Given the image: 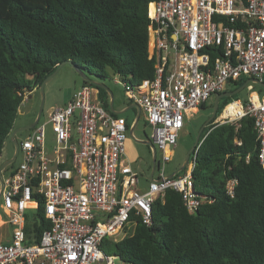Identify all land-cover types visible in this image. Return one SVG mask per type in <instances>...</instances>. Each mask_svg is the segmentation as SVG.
<instances>
[{
    "label": "built area",
    "instance_id": "2783aa9c",
    "mask_svg": "<svg viewBox=\"0 0 264 264\" xmlns=\"http://www.w3.org/2000/svg\"><path fill=\"white\" fill-rule=\"evenodd\" d=\"M147 16L154 77L121 84L151 129L148 141L162 163L160 170L155 162L154 173H160L140 188L141 176L125 156V119L105 110L92 86L82 85L19 143L20 162L0 193L13 227L11 242L0 243V264H114L104 249L129 236L137 223L150 226L152 205L166 191L179 193L189 214L203 202L193 191L194 153L182 175L166 177L164 166L173 158L185 117L227 83H264V0H156ZM254 86L247 83L245 101L228 103L213 124L238 127L251 118L264 169V93ZM47 126L54 140L50 155ZM236 185L235 179L226 181L229 198ZM40 202L50 226L36 243L24 229L27 213L35 214Z\"/></svg>",
    "mask_w": 264,
    "mask_h": 264
},
{
    "label": "trees",
    "instance_id": "16d2710c",
    "mask_svg": "<svg viewBox=\"0 0 264 264\" xmlns=\"http://www.w3.org/2000/svg\"><path fill=\"white\" fill-rule=\"evenodd\" d=\"M153 1L0 0V155L23 95L62 62L100 79L108 69L120 83L153 79L147 16ZM237 95L219 101L215 118ZM213 121L201 132L191 173L194 195L203 199L197 211L189 214L179 193L168 190L152 205L151 225L137 223L105 255L122 264H264V169L253 120L238 127ZM228 179L237 181L233 198L225 193ZM34 215L32 222L26 215L24 230L37 243L50 223L41 202Z\"/></svg>",
    "mask_w": 264,
    "mask_h": 264
},
{
    "label": "rangeland",
    "instance_id": "374dc122",
    "mask_svg": "<svg viewBox=\"0 0 264 264\" xmlns=\"http://www.w3.org/2000/svg\"><path fill=\"white\" fill-rule=\"evenodd\" d=\"M90 78L93 79L92 76H90ZM98 80H101V83L106 88L104 93H106L108 97L110 94H112L115 108H117L118 105H120L121 108L124 107V105H127V101L124 96L123 86L120 83L119 79L115 77L110 70L105 69L104 79H98ZM244 80L245 82L247 81L246 79ZM82 84H83L82 78L72 68L71 65L66 64L62 66L57 70L56 74L49 81L46 82L42 91L39 88L34 89L30 94L31 99L25 101L19 107L18 114L14 121L15 125L21 126L22 124L27 122L32 123L41 107H42V112H41L40 122L45 121L47 114L52 110L61 107L65 98L69 94L76 92ZM234 84L235 83L225 84L224 91L228 92L233 90L235 88ZM254 88L256 91H261L262 93H264V89L259 88V86L255 85ZM247 94L248 92L245 87L242 91L238 93L237 99L243 102L247 98ZM212 99L209 100V103L206 104V107L204 109L200 108L197 113L190 114L184 118L183 128L178 133L177 143L174 149L173 158L171 162L167 163L164 166L163 173L166 177H169L175 173L179 175L183 174L184 169L182 171L180 169L183 167L185 156L195 144L200 129L212 114V110H213L211 108V105H213ZM135 112H137V110L134 109H130L126 112L131 114L128 117L129 122H131L133 118V114ZM126 113L124 112L121 115L126 116ZM30 123H27L24 126H27ZM28 133L29 130L24 132H19L16 135V141L18 143H21L23 140H25ZM150 134H151L150 127L146 125L143 116L140 115L135 130L133 131L134 138L137 141H147L150 137ZM126 136H127L126 141H128V143L132 145L131 146L132 153L134 158L136 159L135 161L136 163L133 164L134 168L140 173L143 174L148 173L152 165V154L150 148L143 143L135 142L133 139H131L128 133ZM53 142L54 140H53L51 128L50 126H47L46 148L49 155L51 152ZM190 160H191V156H190ZM19 162H20V157L18 155L17 159L14 162V165L17 163L19 164ZM156 162L160 163V170H161L162 163H161L159 151H157L156 154ZM159 173H160L159 171L155 172L154 178H157ZM34 217L35 215L32 211L28 212V218L31 222L34 219ZM110 254L112 255V252ZM113 263L122 264L118 258H115L113 260Z\"/></svg>",
    "mask_w": 264,
    "mask_h": 264
},
{
    "label": "crops",
    "instance_id": "0c3cea01",
    "mask_svg": "<svg viewBox=\"0 0 264 264\" xmlns=\"http://www.w3.org/2000/svg\"><path fill=\"white\" fill-rule=\"evenodd\" d=\"M149 48H150V45H149V41H148V51H149ZM100 79V78H99ZM101 82V80H99ZM84 85V84H82ZM81 85V86H82ZM86 85H89V84H86ZM80 86V87H81ZM92 86V85H90ZM96 91H95V97L96 99L98 100V102L101 104V106L107 110L108 112H110L111 114L113 115H116V116H120L122 118L125 119L126 121V124L128 126V134L129 136L131 137V139H133L135 142H138V143H142V142H145V141H137L135 138H134V135H133V131L135 130V127L138 123V120H139V117H140V111H138L133 104H131L130 102H128L127 100V105H124V107L121 108L120 105L117 106V108H115L114 106V100H113V97H112V94L108 95L106 93H102L100 92L98 89L100 88H97L95 86H92ZM103 90V89H102ZM105 92V90H103ZM32 92L30 93H26V96H27V100H30L31 99V94ZM75 92H73L72 94H69L65 100L63 101V105H65L69 100L70 98L72 97V95L74 94ZM125 96V95H124ZM209 103V102H208ZM211 105V104H210ZM206 107V104L203 105ZM112 109V112L111 110ZM130 109H134V110H137V112H135L133 114V118L131 120V122L128 121V117L131 115L129 113H126L128 110ZM213 109V107H212ZM126 113V116H122L121 114L122 113ZM198 112V111H197ZM196 112V113H197ZM37 116V115H36ZM35 116V118H36ZM35 120V119H34ZM33 120V122H34ZM40 121V119H39ZM38 121V122H39ZM32 122V123H33ZM27 123H30V122H27ZM27 123H24L22 124L21 126H17L13 125V130H17V129H21L23 127H27L29 125H31L32 123L28 124L27 126H24L26 125ZM12 130V131H13ZM18 134V133H17ZM14 136V139L16 140V135ZM146 142H149L148 140ZM132 145L130 143H128V141H126L125 143V156H126V160L127 162H129V164L131 165V167L136 170L134 168V163H136V159L134 158L133 156V153H132ZM151 150V149H150ZM14 153H15V148H14V145L13 143L11 142L10 140V135L8 136V138L6 139V141L4 142V146H3V149H2V152H1V155H0V167L2 165H4L6 162L8 163L9 161H11L14 157ZM157 153V152H156ZM152 154V152H151ZM18 157V154L16 156V158L14 159V161L12 163H10V165H8L7 167H5L1 172H0V193H1V190H2V181L3 179H5L6 177H8L9 175H11L17 168L18 166V163L14 165V162L15 160L17 159ZM137 171V170H136ZM138 172V171H137ZM151 172H152V165L149 169V172L148 173H140V176H141V181H140V188L141 189H145L146 187V184L150 178V175H151ZM154 178V170H153V174H152V179ZM27 217H28V213H27ZM12 230H13V227L8 223V217H7V213L5 212V210L3 209V206H2V200L0 198V243L1 244H8L11 242V236H12Z\"/></svg>",
    "mask_w": 264,
    "mask_h": 264
},
{
    "label": "water",
    "instance_id": "95a60500",
    "mask_svg": "<svg viewBox=\"0 0 264 264\" xmlns=\"http://www.w3.org/2000/svg\"><path fill=\"white\" fill-rule=\"evenodd\" d=\"M71 65L72 68L80 75V77L82 78V80L89 84V85H92V86H95L97 88H100V89H103V90H106L105 86L99 82V77L97 76H94V75H91V74H86L85 72H83L82 70H80L79 68H77L71 61H67V62H62L58 67L57 69L51 74L49 75L43 82L42 84L40 85L39 89L42 91L44 85L46 84L47 81H49L57 72V70L59 68H61L62 66L64 65ZM90 76L93 77V79L90 78ZM254 83L255 85L261 87L264 89V83H261L257 80H248L244 83V85H242L240 88L234 90V91H231V92H222L218 95L215 96V99L213 101V110H212V114L210 116V118L204 123V125L202 126V128L200 129V132L198 133V136L196 138V141H195V144L193 145V147L189 150V152L186 154L185 156V159H184V164H183V167L180 169L181 171L184 169L186 163L188 162L189 158H190V155L192 154V152L194 153V155H196V152H197V149L199 148V145L198 144V141H199V137L201 135V132L203 131V129L210 123L212 122L214 119H215V115H216V111H217V108H218V104H219V101L222 99V98H228V97H232L236 94H238L240 91H242L246 84L247 83ZM134 107L139 111L138 107L136 105H134ZM111 112H112V109H110ZM41 112H42V107L39 109L38 111V114L34 120V122L27 126V127H24V128H21V129H17V130H13L11 133H10V140L11 142L13 143L14 145V148H15V153H14V157L11 161H9L8 163L6 162L4 165H2L0 167V172L5 168L7 167L8 165H10V163H12L14 161V159L16 158L17 154H18V147H19V143L14 139V136L15 134L19 133V132H24V131H28L30 129H32L39 121L40 117H41ZM202 142V141H201ZM143 144L147 145L150 149H151V152H152V172H151V175H150V178L149 180L152 181V174H153V170L155 169V165H156V161H155V155H156V150L153 146V144L151 142H142ZM198 144V145H197ZM172 176V175H171ZM170 176V177H171Z\"/></svg>",
    "mask_w": 264,
    "mask_h": 264
},
{
    "label": "flooded vegetation",
    "instance_id": "af4514ba",
    "mask_svg": "<svg viewBox=\"0 0 264 264\" xmlns=\"http://www.w3.org/2000/svg\"><path fill=\"white\" fill-rule=\"evenodd\" d=\"M214 99H215V97H213V99H212V100L214 101ZM156 154H157V153H156ZM155 156H156V155H155ZM155 161H156V157H155Z\"/></svg>",
    "mask_w": 264,
    "mask_h": 264
}]
</instances>
